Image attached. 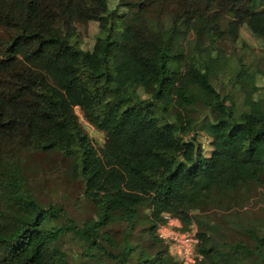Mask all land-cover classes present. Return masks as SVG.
I'll return each instance as SVG.
<instances>
[{
  "label": "trees",
  "instance_id": "trees-1",
  "mask_svg": "<svg viewBox=\"0 0 264 264\" xmlns=\"http://www.w3.org/2000/svg\"><path fill=\"white\" fill-rule=\"evenodd\" d=\"M109 1L0 0V264H180L159 237L166 216L196 230V264H264V183L240 174L264 157V28L235 25L245 8L264 18V0ZM193 3L206 42L188 27ZM78 21L98 25L93 41ZM179 40L207 49L182 94L193 131L214 107L226 132L207 157L164 102ZM53 178L78 200L47 192Z\"/></svg>",
  "mask_w": 264,
  "mask_h": 264
},
{
  "label": "rangeland",
  "instance_id": "rangeland-1",
  "mask_svg": "<svg viewBox=\"0 0 264 264\" xmlns=\"http://www.w3.org/2000/svg\"><path fill=\"white\" fill-rule=\"evenodd\" d=\"M116 2L114 0L109 1V10L111 12L115 11ZM190 19L188 27L190 31L195 32L200 39V42H206L208 36L204 32L205 27V5L200 3H193L189 8ZM248 24L254 31L259 32L264 28V18L262 16H251L249 14V9L245 8L241 15L236 19L235 25L241 28L243 25ZM125 25L131 26L129 23ZM97 24L89 25L85 22L78 21L75 23V29L77 35L80 39H84L85 42L87 39L94 40V33L97 31ZM132 37L134 39H139L142 37V31L132 27ZM171 58L179 64V76L175 82V86L172 89L171 93L165 98L164 102L167 103L170 107L169 114L173 122L178 126V129L186 135L187 137H192L191 132L197 135L198 140H200L204 147V155L207 157L213 151H221L223 136L226 133L225 130H219L213 126L214 122L217 120L218 116L215 113V109H211V118L213 119L212 123H203L202 127L197 125L192 126V120H189L184 113V108L186 106L185 100L182 98V94L187 90V88L192 83V78L189 74L191 68V55H206L207 49L202 45L184 43L182 41H176L169 50ZM197 75V72H194ZM214 104V103H213ZM247 113L261 114L262 111L258 105L253 104L252 106L246 109ZM78 117L81 124L83 125L86 133L89 135L90 139L93 141L97 147L102 146L105 141V137L102 133L96 130L86 119L81 116V113L77 110ZM243 117L240 116L238 121L243 122ZM230 153L234 155L239 161L246 160L247 157L242 153L238 148H230ZM261 167H248L241 171L242 178L248 183L260 182L264 183V157L259 159ZM235 176L233 173L228 175V179H233ZM46 191L49 193L56 194L57 198H67L69 204L73 203V199L78 200L77 195L71 187H66L60 184V179L53 178L47 182ZM59 196V197H58ZM80 204L85 210L87 204L80 201ZM142 210L138 209V213H141ZM255 213L258 219H262L259 209H255ZM177 222H173L172 227H177ZM197 229V228H196ZM196 233V230L193 231ZM172 255V254H171ZM174 260V257L172 256Z\"/></svg>",
  "mask_w": 264,
  "mask_h": 264
},
{
  "label": "built area",
  "instance_id": "built-area-1",
  "mask_svg": "<svg viewBox=\"0 0 264 264\" xmlns=\"http://www.w3.org/2000/svg\"><path fill=\"white\" fill-rule=\"evenodd\" d=\"M167 223L162 226L159 230V237L163 241H169L170 248L169 253L175 258L180 264H196L201 261V257L197 256V246L199 244L195 234H187L179 231L181 223L166 216ZM177 222V227H172L173 222Z\"/></svg>",
  "mask_w": 264,
  "mask_h": 264
}]
</instances>
